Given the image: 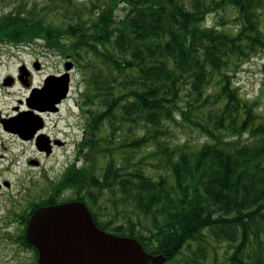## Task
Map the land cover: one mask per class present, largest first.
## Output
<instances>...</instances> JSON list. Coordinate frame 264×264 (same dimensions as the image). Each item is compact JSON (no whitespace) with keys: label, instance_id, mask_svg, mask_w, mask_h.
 <instances>
[{"label":"trees","instance_id":"1","mask_svg":"<svg viewBox=\"0 0 264 264\" xmlns=\"http://www.w3.org/2000/svg\"><path fill=\"white\" fill-rule=\"evenodd\" d=\"M95 1L13 0L0 15V44L41 42L80 67L84 164L62 184L109 205L96 225L162 264H264V117L234 81L264 52V0ZM225 12L232 27L216 21ZM186 128L203 139L170 142ZM46 203L9 202L0 229L17 228L0 238L15 243L10 255L37 258L25 229Z\"/></svg>","mask_w":264,"mask_h":264},{"label":"rangeland","instance_id":"2","mask_svg":"<svg viewBox=\"0 0 264 264\" xmlns=\"http://www.w3.org/2000/svg\"><path fill=\"white\" fill-rule=\"evenodd\" d=\"M13 0H0V15L3 12L8 11L12 6ZM101 2L95 0H74L75 7L86 10L93 5H100ZM216 16V21H220L221 18L226 19V26H233V16L230 12L220 13ZM214 16H211L207 21H213ZM207 23V24H208ZM34 59L38 60L42 64L41 71L33 72V83L38 84L45 77V75L58 72L63 69V61L67 59V56L61 55L58 52L47 50L43 47L41 42H33L31 44L23 46H12L0 44V83L3 78L7 76L16 75L17 67L19 64H30ZM75 68L72 73V89L70 97L67 99L71 102L75 99L78 100L79 94L82 90V73L80 67L75 64ZM235 85L239 87V91L251 101L259 99L258 112L264 117V52L260 55L253 57L249 62L243 65V69L234 75ZM0 106L8 107L16 103L17 99L25 96L27 89L21 82H16L14 85L3 86L0 84ZM79 121V122H78ZM79 125V130H77ZM86 125V113L81 110L79 120L72 118V123L67 125L61 123L63 130L67 133L66 139L70 144V148L67 150L72 151V145L82 136V132ZM84 128V129H83ZM71 131V132H69ZM78 133L76 136L74 134ZM202 136H199L196 131L190 129H184L182 131H176L170 138L171 143H182L184 140L196 142L202 140ZM205 140V137H204ZM0 150L5 153L4 157L0 159V183L3 181L9 182V187L4 188L0 192V216L8 213L9 199L12 197H21L24 200V206L26 208L31 202H39L43 200V196L46 195V190L42 191L44 186L47 185L49 177H55L59 175L62 169L60 166V160L63 156H55L50 158H40L43 162V169L32 168L26 164V158L34 156V151L29 143H22L16 141L13 137H9L0 131ZM53 167L51 168V165ZM47 169V170H46ZM47 179V180H46ZM34 182L35 184H32ZM25 198V199H24ZM104 200V199H103ZM102 200V202H103ZM103 215L102 220L106 218V215L110 212V206L106 205L104 208L99 207ZM105 215V216H104ZM10 224V223H9ZM1 227L0 234L10 230L16 229L14 224ZM7 227V228H4ZM4 230V232H3ZM13 249H17L15 243H5L0 238V264H35V255L33 251L28 248H19L17 253L10 255ZM216 249L219 255H228L226 253L227 244L217 245Z\"/></svg>","mask_w":264,"mask_h":264},{"label":"water","instance_id":"3","mask_svg":"<svg viewBox=\"0 0 264 264\" xmlns=\"http://www.w3.org/2000/svg\"><path fill=\"white\" fill-rule=\"evenodd\" d=\"M72 64L66 61V72L59 76L48 75L41 88L32 90L30 99L43 105L64 98ZM18 117L4 126L23 138L31 137L34 130H26L27 115ZM25 237L37 249V264H162L165 261L162 254L147 252L136 238L100 229L81 201L36 208L28 219Z\"/></svg>","mask_w":264,"mask_h":264},{"label":"flooded vegetation","instance_id":"4","mask_svg":"<svg viewBox=\"0 0 264 264\" xmlns=\"http://www.w3.org/2000/svg\"><path fill=\"white\" fill-rule=\"evenodd\" d=\"M37 64L39 65V68H36ZM41 69L42 64L38 60L34 59L30 64H19V67H17L16 70V75L7 76L1 80V85L10 87L17 81L21 82L27 89V92L23 98L17 99L16 103L13 105L8 107L0 106V131L11 138L13 137L18 142L29 143L35 155V157L29 156L26 158V164L29 167L41 169L43 167V162L40 160V158L51 159L56 155L63 156V158L60 160V166L62 165V169L60 170L61 172L59 175L53 178L49 177L48 180L46 179L47 185L42 188V191L46 190V195L43 196L42 201H47L46 204H42L43 206L80 200L76 198L78 195V188L76 186L73 187L70 185L64 186L62 182L67 181L70 183L72 180H74V177L77 176V172H73V169L71 168L79 170L84 164V159L81 157L79 137L72 145L73 152L68 153L67 150L70 148V144L66 139L67 133L61 126V123L70 125L72 123V118L79 120L81 115V105L79 100H73L71 102L67 101V99L70 97L72 87L70 88L67 97L58 102L41 105L34 99H30V92L35 88H41L43 85L44 78H42L38 84L33 83V72L41 71ZM61 72H63V70L52 72L50 74L58 75ZM6 79L7 81H5ZM4 82L11 84L7 85V83L5 84ZM22 114L27 115L26 119L28 121V125L26 130L28 132H32V130H34V133H32V136L29 138L20 137L18 133L14 132L9 127L6 128L4 126L7 122H14L18 120V116ZM77 126V130H79V125ZM74 135L78 136L79 134L76 133ZM4 155L5 153L0 150V159H2ZM52 167L53 164L51 165V168ZM42 169L43 171L45 170V168ZM32 184L35 183L32 182ZM3 187H9V183L6 186H1L0 192H2ZM11 200L21 201V197H11L8 202ZM81 201L86 204L94 220L103 218L102 216H99L103 215L99 206L88 205L89 201L87 200Z\"/></svg>","mask_w":264,"mask_h":264}]
</instances>
